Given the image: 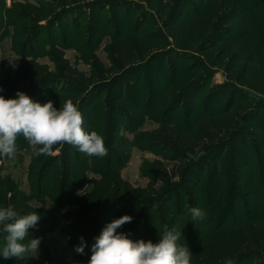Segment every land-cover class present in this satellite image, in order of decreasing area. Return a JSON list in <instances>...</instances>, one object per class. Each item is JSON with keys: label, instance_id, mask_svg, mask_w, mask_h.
Instances as JSON below:
<instances>
[{"label": "rangeland", "instance_id": "374dc122", "mask_svg": "<svg viewBox=\"0 0 264 264\" xmlns=\"http://www.w3.org/2000/svg\"><path fill=\"white\" fill-rule=\"evenodd\" d=\"M23 4L41 8L43 18L28 14ZM114 40L127 42L116 55L132 49L131 60L111 56ZM52 45L62 54L60 65L49 55ZM21 59L45 64L50 74L41 79L57 81L33 101L72 100L83 114L84 130L100 134L108 149L106 157H95L64 144L44 157H53L44 167L19 136L15 158L0 156V176L10 184L2 207L41 216L29 238H42L37 259L43 257V264H88L94 238L132 211L133 221L118 232L129 235L140 215L133 241L157 243L164 231L183 228L178 243L191 251V264H203L197 261L206 254L208 236L264 222V0H0V96L5 99L32 85L17 77ZM19 79L24 82L15 83ZM65 81L81 86L82 98L96 85L103 88L81 109L78 96L66 100L56 96L61 90L50 94ZM118 93L120 102L113 99ZM179 97L183 100L167 111ZM212 113L229 120L228 131L234 128L225 136L218 132L222 144L202 140L188 152L147 138L160 123L194 127L196 118ZM111 170L132 187L146 188L136 205L116 191L104 200L91 199L88 179ZM232 184L239 185L233 194L240 200L220 222ZM192 207L205 216L193 221ZM4 236L0 232V248ZM80 237L86 242L83 254L74 250ZM37 259L0 256V264ZM249 261L264 264V254Z\"/></svg>", "mask_w": 264, "mask_h": 264}, {"label": "clouds", "instance_id": "9594fccd", "mask_svg": "<svg viewBox=\"0 0 264 264\" xmlns=\"http://www.w3.org/2000/svg\"><path fill=\"white\" fill-rule=\"evenodd\" d=\"M2 91V89H0ZM84 117L79 107L67 100L59 110L48 100L40 104L17 91L16 98L0 96V156L14 159L19 136L28 142L33 155L51 156L57 146L69 144L87 156L106 157L108 149L103 137L95 131L84 130ZM194 220L202 219L205 213L196 207L189 208ZM41 216L35 211L19 214L12 205L0 207V232L5 234L0 256L4 259H37L40 237L29 238V229L35 228ZM133 217L122 215L107 223L91 246L88 264H191L192 253L182 238V229L172 228L159 235V241H133L128 234L118 232ZM75 252L83 254L86 242L80 237ZM226 264H233L228 260Z\"/></svg>", "mask_w": 264, "mask_h": 264}, {"label": "trees", "instance_id": "16d2710c", "mask_svg": "<svg viewBox=\"0 0 264 264\" xmlns=\"http://www.w3.org/2000/svg\"><path fill=\"white\" fill-rule=\"evenodd\" d=\"M22 8L25 9L30 15H35L40 19L43 18L39 16L40 15L39 12L42 9L36 7L33 4H28V5L23 4ZM39 18H37L36 20H40ZM122 44H127V42L122 40L119 41L114 40L110 43L109 50L112 57L119 58L116 55V53L122 55V52H120V49L123 47L121 46ZM130 50L131 51H129L128 53H124L125 55L120 56L119 59L125 58V60H131L133 56V52L132 49ZM56 52H58L56 50V47L52 45L50 54L49 53L48 54L55 61L56 65H60L61 63L64 62V59L61 53L57 54ZM138 56L140 57V55ZM98 67L104 70L102 65H98ZM16 72L18 73L17 77L18 76L25 77L21 79H24V81L26 79L27 82L32 84L29 90H27V92H25L24 89H18L17 91L25 93L26 95L31 97L32 100L35 97L39 96L43 88L48 87L51 84H56L57 82L50 79L49 77L46 79H41L42 77L50 74V71L48 70V67L45 64L38 63L34 59H21L20 61H18ZM21 79H19V81L17 80L16 82L15 81L14 82L15 83L24 82ZM62 84H63L62 87H57V88L54 87V89L50 92V94L61 90L62 93L56 95L58 96L59 99L67 100L70 97H72L74 98V100L79 99V102L81 101L82 98L81 96L83 93V89L81 86L66 81L63 82ZM197 86L198 83L197 85L194 84L191 87L192 89L190 90V92L193 93L196 90ZM102 88H103L102 84H100L90 89V91L89 90L86 91V94L82 98L81 104L79 105L81 106L80 108L86 109L88 107L87 100L93 94H95L97 90H100ZM16 93H14V95L11 98H16ZM174 93L175 90L173 93H170L169 95L173 96ZM77 96L78 98L76 99ZM52 98L54 97H50L47 100H52ZM113 99L115 101L120 102L121 94L118 93ZM169 100L170 99H166L165 101H169ZM182 100L183 98L179 97V99L175 101L176 103L171 104L167 107V111L175 108L176 105ZM64 103H65L64 101H61V103L55 102L53 103V105L59 110V108L62 107ZM212 115L213 113L208 114L207 116L202 118H196L194 120L195 126L188 128L187 127L182 128L177 124L160 123L159 126H157L154 130H152L150 133H147L146 135L147 138L150 139L152 142H158V140L159 141L167 140V142H173L179 148L188 152H193L195 150V147L199 145L202 140L205 141L207 140L209 142L208 144L209 146L215 142L222 144L223 139H219V137L221 136L218 135V132L224 131L223 136H225L227 133H229V131L234 132L233 130L234 128L228 131L227 125L229 124V120L224 121L222 118H215ZM45 156L47 155H41L39 157L33 155V157L38 159L39 162H42V160H44L43 166L46 167L50 159H52L53 157L44 158ZM240 158L241 156L238 159ZM231 173L237 175V170L235 167L231 168ZM88 184L90 185L89 194L91 196V199H93L94 201H98L100 199L101 200L107 199L110 197V196L107 197L109 191H116L118 193L122 192L123 194H125V196L127 195L129 205L131 206L136 205L134 204V200L141 199V197L145 196L143 192L146 190V188L140 189V188L132 187L128 182L124 181L121 178L117 170H111L105 173L102 172L99 176L96 177L92 176L88 179ZM9 188H10V184L8 182V178L0 176V207L3 206L5 200V194L9 190ZM237 188H240L239 185L237 187V184H232V187L229 189L227 193V197L223 198L224 200L223 202H227V205L225 207V210L223 211V214L219 218L220 222L226 218V215H228V213L231 212V209H235V207L238 206L237 200H240V197L238 195L233 194V192L237 190ZM132 212H129V215L131 214L130 216L133 217ZM142 218H144L143 215L142 216L140 215L139 217H137V219L135 218L136 224L137 223L140 224ZM136 224L133 227L131 226V230L128 235V238L131 240L133 238V235L137 232ZM203 250L206 252V254L202 259H198V261L196 259L197 263L222 264L224 262H227L228 260H231L233 264H252V262L249 261L250 258L255 256H261L262 254H264V222L240 224L238 226H235L229 233H226L224 235L208 236V239H206L203 242ZM43 259L44 258L41 257L40 260L37 259L33 264H43Z\"/></svg>", "mask_w": 264, "mask_h": 264}]
</instances>
